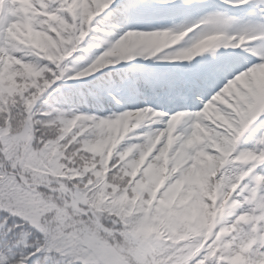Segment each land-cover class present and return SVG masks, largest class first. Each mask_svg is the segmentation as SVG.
<instances>
[{
    "label": "snow or ice",
    "instance_id": "1",
    "mask_svg": "<svg viewBox=\"0 0 264 264\" xmlns=\"http://www.w3.org/2000/svg\"><path fill=\"white\" fill-rule=\"evenodd\" d=\"M157 3L180 12L206 7L202 0ZM150 7L144 0H0V264H264V131L255 146L241 143L250 128H264V48L258 62L256 50L197 62L189 80L172 84L188 103L212 90L194 114L35 110L57 80L155 55L200 24L207 30L171 58L191 61L264 38V28L259 37L232 34L231 21L210 12L177 30H126L85 70H65L81 42L104 31L98 16L122 10L130 20ZM233 56L248 63L235 66ZM156 118L164 126L144 142L118 147ZM226 214L232 218L223 221Z\"/></svg>",
    "mask_w": 264,
    "mask_h": 264
},
{
    "label": "rangeland",
    "instance_id": "2",
    "mask_svg": "<svg viewBox=\"0 0 264 264\" xmlns=\"http://www.w3.org/2000/svg\"><path fill=\"white\" fill-rule=\"evenodd\" d=\"M126 2L127 0H118L117 5H122L125 4ZM144 2L146 4L151 5V7L148 8L146 11L142 12L134 19L125 20V14L124 13L122 14L123 18L121 19L124 20V23L127 26L128 30L130 29L140 30V31H153V30H165V29L177 30L199 22L204 16H206L210 12L221 13L224 17L228 18L231 21L230 32L232 34L248 31L250 33L256 32V34L258 35L259 30L261 28H264V14H263V18L261 19L260 16L261 12L257 11L254 8V6L258 5L259 3L257 9L260 10L261 5L260 2L257 1L251 6H247L236 11V10H227L224 9L223 7H220L218 0L216 1L202 0V3L206 5V7L202 10L190 11V12H180L179 10L172 8L169 5L157 3V0H144ZM176 3L177 5L182 4L183 0H176ZM207 28H208L207 25L199 26L198 28L195 29V31L188 32L187 35L176 45H172L168 49H164L161 52L156 53L155 55L136 56L131 60H124L109 64L105 68L114 69V68H119L121 65H127V64L137 65L139 67L149 70L153 80L156 81L157 88L153 89V92L161 91V89H163L164 87L170 89V86L174 83H179L181 81L189 80L193 75L192 66L196 65L197 62L210 61L217 57H220L221 54L223 53H232V51L222 52L228 47L210 49L208 50L210 51V55H206V57L201 58L199 61L194 62L193 64H188L186 66L182 64L188 60H177L171 58L175 55V52L178 51L182 45L187 46L186 42H190L193 39V37H196L201 32L206 31ZM253 40L254 39H250L246 41L245 46L239 48L238 50L240 51V53H247L248 55H252L253 50H256L255 59L258 62L259 61L258 50L264 48V43H262V41L259 43L254 41L255 43H251L253 42ZM249 45H251V48L252 46H256V48L253 47L252 50L251 48H249ZM108 47L106 46L105 43H101V44H96L93 48L91 46H86V50L93 49L98 51L99 54L102 55L103 52L106 51ZM230 59L235 66H241L242 64L248 63L247 58L245 56H233ZM231 78L232 77H228V79ZM226 82L227 80H224L223 83H220L219 81L214 82L212 88L217 87V91H219V89L223 87V84ZM211 94H213L211 89L205 90V92L202 95H197L194 103H188L182 100L179 96H177L175 91H172L170 89L169 92L165 93L164 98L162 94H160V96L156 98L154 97V94L152 92L149 93L147 96L155 99L152 104L149 101L146 102L145 99L142 100H143V107L153 108L155 111L160 112L164 118L170 119L169 116H172L179 112L194 114V112L192 111H186L187 108H183V107L189 106V108L193 107L195 109L196 108L200 109L203 107L205 103L204 96H210ZM170 97H174V98H170ZM167 100L173 101L172 105H168ZM163 126L164 125L160 123L159 118H156L152 121H144L141 123L140 127L136 128L124 140L128 139L130 135L135 133L137 130H147L148 132H150L156 128ZM182 126L183 125H181V127ZM262 131H264V128L261 127L254 126L253 128H250L249 131L246 132L245 135L241 138V143L245 144L248 147L255 146L256 140L258 139ZM231 218H232L231 216H225L224 218H222V220L228 221Z\"/></svg>",
    "mask_w": 264,
    "mask_h": 264
},
{
    "label": "trees",
    "instance_id": "3",
    "mask_svg": "<svg viewBox=\"0 0 264 264\" xmlns=\"http://www.w3.org/2000/svg\"><path fill=\"white\" fill-rule=\"evenodd\" d=\"M110 17L113 22H117L115 17ZM105 23L106 22L102 21L98 22L99 27L104 29L105 34L95 31L87 41V44L94 45L96 42H105L123 34V32L107 28ZM99 55L100 54L94 50L86 53L77 47V49L63 62L64 68L67 72H70L75 76L77 72L88 68L95 59L99 57ZM97 72L92 74H96ZM89 76L77 77L74 80L88 78ZM72 80L73 79L57 80L55 84L46 90L48 92L40 99L35 110L42 115L43 113L51 111L53 108H59L68 114L75 112L76 114L107 118L116 116L123 111L135 110L137 98L145 97L144 86L146 85V82L138 70L126 69L117 72L111 71L101 75L91 82L77 85L69 84ZM100 91L106 92L107 94L114 92V103L117 100L120 101L125 107L124 110L119 111L111 100H107L100 96ZM68 93L72 94L73 99L71 102L65 103L62 94ZM197 111L200 110H195L194 113ZM145 133H148V131L143 130L135 133L127 141H123L118 147L123 149L131 144L144 142L143 137ZM41 264H44V262L42 261Z\"/></svg>",
    "mask_w": 264,
    "mask_h": 264
},
{
    "label": "bare ground",
    "instance_id": "4",
    "mask_svg": "<svg viewBox=\"0 0 264 264\" xmlns=\"http://www.w3.org/2000/svg\"><path fill=\"white\" fill-rule=\"evenodd\" d=\"M223 2H225L226 4L235 5V2H234V1H231V2H230V0H223ZM225 216H230V215L226 214ZM225 216H224V217H225ZM224 217H223V218H224Z\"/></svg>",
    "mask_w": 264,
    "mask_h": 264
}]
</instances>
